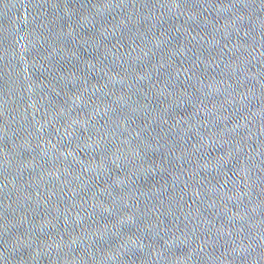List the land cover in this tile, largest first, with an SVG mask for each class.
<instances>
[{
  "label": "water",
  "instance_id": "1",
  "mask_svg": "<svg viewBox=\"0 0 264 264\" xmlns=\"http://www.w3.org/2000/svg\"><path fill=\"white\" fill-rule=\"evenodd\" d=\"M0 264H264V0H0Z\"/></svg>",
  "mask_w": 264,
  "mask_h": 264
}]
</instances>
